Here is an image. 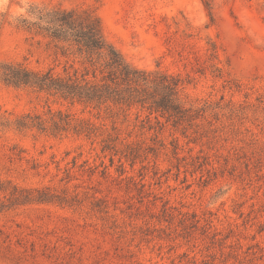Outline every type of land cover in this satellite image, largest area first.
<instances>
[{
    "label": "rangeland",
    "instance_id": "1",
    "mask_svg": "<svg viewBox=\"0 0 264 264\" xmlns=\"http://www.w3.org/2000/svg\"><path fill=\"white\" fill-rule=\"evenodd\" d=\"M31 3L94 10L130 64L182 79L196 117L133 109L111 130L94 111L0 83V115L60 108L122 141L110 160L100 138L0 129V264H264V0H0V63L57 64L17 26ZM14 185L68 202L10 203Z\"/></svg>",
    "mask_w": 264,
    "mask_h": 264
},
{
    "label": "trees",
    "instance_id": "2",
    "mask_svg": "<svg viewBox=\"0 0 264 264\" xmlns=\"http://www.w3.org/2000/svg\"><path fill=\"white\" fill-rule=\"evenodd\" d=\"M17 26L32 36L46 40L53 48L55 66L34 70L22 62L0 63V83L14 88L29 89L70 106L78 105L102 120L111 122V130L122 116L126 119L133 109L147 111L173 123L191 121L196 116L179 98L183 81L178 75L147 70L130 64L121 52L105 38L99 17L89 8H65L31 3L26 13L17 18ZM213 55V54H211ZM2 131L23 132L36 129L52 136L73 132L87 139L100 138L101 151L113 155L122 143L119 133L108 132L105 124L78 119L69 111L48 107V117L24 113L10 118L0 115ZM120 150L124 157L132 154ZM6 188L0 183V192ZM8 202L28 201L67 203L65 195L47 189H19L12 186ZM0 200V210L6 207Z\"/></svg>",
    "mask_w": 264,
    "mask_h": 264
}]
</instances>
